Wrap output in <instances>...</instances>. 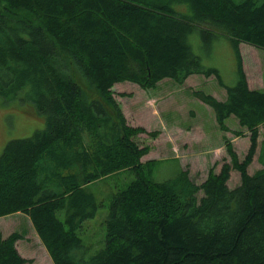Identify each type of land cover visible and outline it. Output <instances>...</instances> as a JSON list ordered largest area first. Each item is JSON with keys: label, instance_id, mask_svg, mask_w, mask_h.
Wrapping results in <instances>:
<instances>
[{"label": "trees", "instance_id": "16d2710c", "mask_svg": "<svg viewBox=\"0 0 264 264\" xmlns=\"http://www.w3.org/2000/svg\"><path fill=\"white\" fill-rule=\"evenodd\" d=\"M216 31L234 53L231 86L187 43ZM238 43L264 51V0H0V99L19 98L44 118L0 150V217L25 214L52 264H264V90L247 87ZM192 74L224 88L223 100L192 95L220 131L233 117L248 132L247 151L238 160L224 138L229 162L199 185L186 170L154 181V163L141 162L149 148L134 139L146 132L126 123L110 88L180 85ZM258 128L261 167L249 175ZM120 171L132 178L111 194L102 246L89 253L79 231L101 205L84 187ZM19 239L0 236V264L28 262Z\"/></svg>", "mask_w": 264, "mask_h": 264}, {"label": "rangeland", "instance_id": "374dc122", "mask_svg": "<svg viewBox=\"0 0 264 264\" xmlns=\"http://www.w3.org/2000/svg\"><path fill=\"white\" fill-rule=\"evenodd\" d=\"M176 8L182 10L181 6ZM187 43L203 66L215 68L225 85L234 84L236 61L229 38L224 33L216 31L213 39L204 42L197 32H193L188 36ZM237 48L247 87L264 90V51L244 43H238ZM197 90L217 100L225 98L224 88L217 84L213 76L196 74L187 76L180 85L162 79L149 89L130 82H119L110 88L126 123L142 127L146 133H154L138 134L134 138L138 145L149 148L147 154L141 157V162L154 163L151 173L154 181L169 179L179 170H186L189 179L199 185L210 168L217 173L222 163L229 162L224 138L230 142L238 160L247 151L248 132L239 128L233 117L224 122L228 131H220L211 108L193 97L192 91ZM33 109L30 103L19 98L0 99V150L8 140L28 137L44 127L43 116L30 113ZM258 130L257 147L246 168L249 175L261 167L256 160L262 138L261 129ZM131 178L128 171H120L84 187L101 205L95 216L86 220L79 231L82 242L89 246V253L102 246V221L111 194L125 186ZM238 183V172L230 170L226 186L233 188ZM200 195L198 192L197 196ZM12 232L21 235L14 246L18 254L28 260L25 264H52L25 214L16 212L0 217V236L5 237Z\"/></svg>", "mask_w": 264, "mask_h": 264}, {"label": "crops", "instance_id": "0c3cea01", "mask_svg": "<svg viewBox=\"0 0 264 264\" xmlns=\"http://www.w3.org/2000/svg\"><path fill=\"white\" fill-rule=\"evenodd\" d=\"M250 89H259V88H250ZM236 122V121H235ZM237 124V123H236ZM238 126V125H237ZM243 133H246V132H243Z\"/></svg>", "mask_w": 264, "mask_h": 264}]
</instances>
